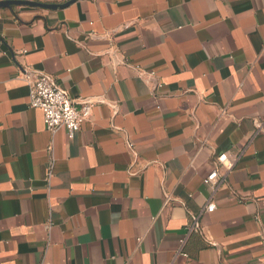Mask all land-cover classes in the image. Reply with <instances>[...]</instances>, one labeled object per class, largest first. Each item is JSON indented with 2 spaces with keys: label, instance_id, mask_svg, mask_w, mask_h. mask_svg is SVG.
Listing matches in <instances>:
<instances>
[{
  "label": "crops",
  "instance_id": "crops-1",
  "mask_svg": "<svg viewBox=\"0 0 264 264\" xmlns=\"http://www.w3.org/2000/svg\"><path fill=\"white\" fill-rule=\"evenodd\" d=\"M24 72L94 102L73 139ZM0 264H264V0L0 9Z\"/></svg>",
  "mask_w": 264,
  "mask_h": 264
},
{
  "label": "built area",
  "instance_id": "built-area-1",
  "mask_svg": "<svg viewBox=\"0 0 264 264\" xmlns=\"http://www.w3.org/2000/svg\"><path fill=\"white\" fill-rule=\"evenodd\" d=\"M140 74L149 76L144 72H140ZM22 76L28 84L29 106L41 111L45 129L49 132L64 129L67 139H73L82 124L90 118L94 102L88 99L80 101L72 99L50 76L44 73L24 72ZM233 161L227 154L218 155L215 159L216 166L221 165L227 170L231 169ZM218 177L216 167L203 182L215 190ZM213 210L214 205L212 203L208 204L205 209L208 213L213 212ZM197 227V222L194 221L191 230H196Z\"/></svg>",
  "mask_w": 264,
  "mask_h": 264
},
{
  "label": "water",
  "instance_id": "water-1",
  "mask_svg": "<svg viewBox=\"0 0 264 264\" xmlns=\"http://www.w3.org/2000/svg\"><path fill=\"white\" fill-rule=\"evenodd\" d=\"M77 0H68L65 3L62 4H48L43 2H37V1H30V0H2L0 1V9L2 8H10L12 6H27L32 8H39L44 10H58L63 9L72 3H74Z\"/></svg>",
  "mask_w": 264,
  "mask_h": 264
}]
</instances>
